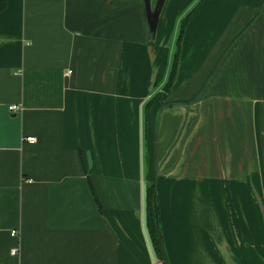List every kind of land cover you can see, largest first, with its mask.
<instances>
[{
  "label": "crops",
  "instance_id": "1",
  "mask_svg": "<svg viewBox=\"0 0 264 264\" xmlns=\"http://www.w3.org/2000/svg\"><path fill=\"white\" fill-rule=\"evenodd\" d=\"M148 5L0 12V264H158L150 182L169 264H264V0Z\"/></svg>",
  "mask_w": 264,
  "mask_h": 264
},
{
  "label": "trees",
  "instance_id": "2",
  "mask_svg": "<svg viewBox=\"0 0 264 264\" xmlns=\"http://www.w3.org/2000/svg\"><path fill=\"white\" fill-rule=\"evenodd\" d=\"M7 6V0H0V12L5 9ZM187 16H185L180 24V29L178 33V37L176 39V51L174 58L171 63L170 71L164 85L165 89H169L173 78L175 76V71L177 67V59H178V52H179V44L180 39L183 33V28L186 22ZM154 94L148 101L147 104H150L153 99L155 98ZM144 209H145V226L147 229V233L149 236V241L151 243L154 255L158 264H169L167 256L165 254L163 248V241H162V234L161 228L159 224V217H158V205H157V192L156 186L154 182H150L145 186L144 190Z\"/></svg>",
  "mask_w": 264,
  "mask_h": 264
},
{
  "label": "water",
  "instance_id": "3",
  "mask_svg": "<svg viewBox=\"0 0 264 264\" xmlns=\"http://www.w3.org/2000/svg\"><path fill=\"white\" fill-rule=\"evenodd\" d=\"M145 1H146V8H147L149 26H150V29L153 31L154 30V26H155V21H156V15H157L158 7H156L150 13V8H149V5H148V0H145Z\"/></svg>",
  "mask_w": 264,
  "mask_h": 264
},
{
  "label": "built area",
  "instance_id": "4",
  "mask_svg": "<svg viewBox=\"0 0 264 264\" xmlns=\"http://www.w3.org/2000/svg\"><path fill=\"white\" fill-rule=\"evenodd\" d=\"M8 107H9V110H17V109L20 108V105L19 104H10ZM25 139L30 141V142H34L35 141V136L27 135V136H25ZM16 233H17V231L15 229L11 230V234L16 235ZM12 253L16 254V250L15 249L12 250Z\"/></svg>",
  "mask_w": 264,
  "mask_h": 264
}]
</instances>
